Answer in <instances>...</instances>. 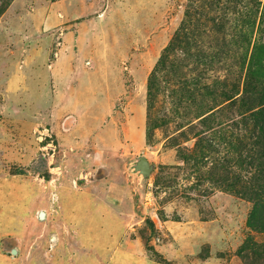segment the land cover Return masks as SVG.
I'll use <instances>...</instances> for the list:
<instances>
[{
    "label": "rangeland",
    "instance_id": "374dc122",
    "mask_svg": "<svg viewBox=\"0 0 264 264\" xmlns=\"http://www.w3.org/2000/svg\"><path fill=\"white\" fill-rule=\"evenodd\" d=\"M259 42L264 0H11L0 264H247L264 236L220 166L255 177L248 133L233 106L201 119L242 96Z\"/></svg>",
    "mask_w": 264,
    "mask_h": 264
},
{
    "label": "trees",
    "instance_id": "16d2710c",
    "mask_svg": "<svg viewBox=\"0 0 264 264\" xmlns=\"http://www.w3.org/2000/svg\"><path fill=\"white\" fill-rule=\"evenodd\" d=\"M10 3L11 0L7 2L0 0V16L4 14ZM206 94L213 95L210 92ZM238 98L231 100L228 107H222L223 110L221 108L210 114L206 113V116L203 115L201 123L207 125L209 119L220 113L222 115L232 106L237 109L238 120L248 133L245 136L251 146L247 151L248 164L254 167L255 177L248 183L244 182L235 172L228 171L225 164H221L220 169L222 168L223 171L220 182L227 184V190L233 191L236 196L253 204L248 227L251 231L264 236V42L255 43L252 47L243 83V94ZM238 141L244 142L240 139ZM235 164L238 165L237 162ZM239 254L247 264H264V240L257 242L249 238Z\"/></svg>",
    "mask_w": 264,
    "mask_h": 264
},
{
    "label": "water",
    "instance_id": "95a60500",
    "mask_svg": "<svg viewBox=\"0 0 264 264\" xmlns=\"http://www.w3.org/2000/svg\"><path fill=\"white\" fill-rule=\"evenodd\" d=\"M136 170L140 171L143 175H147L150 172V164L146 158H141L136 166ZM42 217L44 214L41 215ZM16 252L14 251V254Z\"/></svg>",
    "mask_w": 264,
    "mask_h": 264
}]
</instances>
